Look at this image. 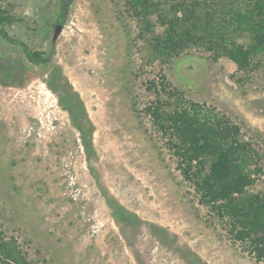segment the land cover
Returning <instances> with one entry per match:
<instances>
[{
    "label": "rangeland",
    "instance_id": "1",
    "mask_svg": "<svg viewBox=\"0 0 264 264\" xmlns=\"http://www.w3.org/2000/svg\"><path fill=\"white\" fill-rule=\"evenodd\" d=\"M0 8L8 16L0 23V235L35 264H264L199 203L142 110L155 97L148 81L164 73L186 99L240 125L262 157L250 190L264 191V53L248 74L197 46L149 62L125 0H0ZM162 20L150 17L153 34ZM56 67L66 82L52 89ZM65 86L84 108L88 150L59 103Z\"/></svg>",
    "mask_w": 264,
    "mask_h": 264
},
{
    "label": "trees",
    "instance_id": "2",
    "mask_svg": "<svg viewBox=\"0 0 264 264\" xmlns=\"http://www.w3.org/2000/svg\"><path fill=\"white\" fill-rule=\"evenodd\" d=\"M125 3L142 25L138 34L147 44L149 62H167L187 46L211 50L214 58L226 56L245 74L261 61L264 0H125ZM5 13L0 8V23L8 20ZM154 14L163 17L159 34H153L149 21ZM25 54L31 60H43L40 52L27 49ZM56 68L47 81L52 89L63 78ZM171 85L164 73L157 80L148 81L147 88L155 90V97L144 104V115L173 147L178 167L184 178L194 184L199 203L225 222L232 240L239 242L243 250L256 261L264 260V191L250 190L256 176L263 172L258 164L261 153L244 138L239 124L203 103L186 99L182 91ZM59 103L67 109L88 150L90 130L82 122L86 114L78 93L65 86ZM0 264L35 263L27 259L15 239L0 235Z\"/></svg>",
    "mask_w": 264,
    "mask_h": 264
},
{
    "label": "water",
    "instance_id": "3",
    "mask_svg": "<svg viewBox=\"0 0 264 264\" xmlns=\"http://www.w3.org/2000/svg\"><path fill=\"white\" fill-rule=\"evenodd\" d=\"M62 30V24L60 23H57L55 26H54V30H53V35H52V40H55L58 35L60 34Z\"/></svg>",
    "mask_w": 264,
    "mask_h": 264
}]
</instances>
